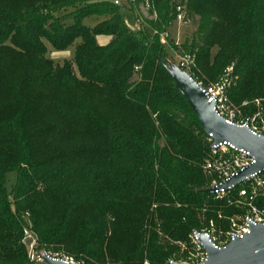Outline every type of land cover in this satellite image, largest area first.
Wrapping results in <instances>:
<instances>
[{
	"label": "trees",
	"instance_id": "1",
	"mask_svg": "<svg viewBox=\"0 0 264 264\" xmlns=\"http://www.w3.org/2000/svg\"><path fill=\"white\" fill-rule=\"evenodd\" d=\"M132 1L155 15L136 30L113 0H0V264H31L25 212L39 247L83 264H162L227 213L204 191L206 135L152 30L179 5L195 24L189 75L215 82L231 66L228 99L264 100V0ZM91 14L103 19L88 27ZM76 38L70 60L45 56Z\"/></svg>",
	"mask_w": 264,
	"mask_h": 264
},
{
	"label": "built area",
	"instance_id": "2",
	"mask_svg": "<svg viewBox=\"0 0 264 264\" xmlns=\"http://www.w3.org/2000/svg\"><path fill=\"white\" fill-rule=\"evenodd\" d=\"M113 2L118 4L117 0H113ZM140 7L148 10L149 4L145 1ZM175 11L173 21L182 22L184 14L182 8L177 5ZM152 33L158 35L160 43L167 45L168 35L165 30L156 31L153 29ZM191 61L192 56L185 53L175 65H179L180 69L189 75V63ZM230 73L231 66H227L218 81L212 84L211 87L205 88L198 81L196 83L201 87L207 101L212 103L215 113L222 116L227 123L246 125L252 132L264 136V132L258 131L249 124V117L240 118L236 110L229 106L227 88L232 81ZM205 139L208 145L212 142L210 135H206ZM251 163H253V157L248 151L235 148L229 142H218L207 147L206 155L201 163V171L207 182L206 188H214V191L210 193L212 198L221 202L223 208L228 211L223 213L219 210L216 212L214 220L210 219L206 225L197 230L191 229L187 234V241L182 242V247L187 251L189 250V255L180 260L168 259L165 264H172V262L199 264L203 262L206 255L197 240V233L204 234L214 247L219 248L234 237L247 232L249 224L264 223V167L248 174L235 185L221 187L224 181ZM52 255L74 262L70 257Z\"/></svg>",
	"mask_w": 264,
	"mask_h": 264
},
{
	"label": "water",
	"instance_id": "3",
	"mask_svg": "<svg viewBox=\"0 0 264 264\" xmlns=\"http://www.w3.org/2000/svg\"><path fill=\"white\" fill-rule=\"evenodd\" d=\"M183 14L182 22H186ZM165 66L174 83L175 88L183 95L188 106L197 118L205 135H210L212 142H229L235 148H242L252 155L253 163L246 166L221 184L225 188L235 185L248 174L264 167V136L252 132L246 125L227 123L222 116L213 110L211 102L203 95L201 87L179 65L166 60ZM211 193L214 188H205ZM197 240L205 252V260L199 264H264V223L249 224L248 231L234 237L222 247H214L208 238L201 233L196 234ZM35 264H78L62 257H55L48 253H38ZM172 264H182L172 262Z\"/></svg>",
	"mask_w": 264,
	"mask_h": 264
},
{
	"label": "rangeland",
	"instance_id": "4",
	"mask_svg": "<svg viewBox=\"0 0 264 264\" xmlns=\"http://www.w3.org/2000/svg\"><path fill=\"white\" fill-rule=\"evenodd\" d=\"M118 4L120 6L119 12L120 15L124 21V23L132 30H136L139 27V23L141 25L144 24V21L140 19H154L155 15L153 12H149L148 10H144L143 8L136 9L132 6L133 1L132 0H117ZM135 16H137L138 21L136 22ZM103 19V16L101 15H87L82 19V23L88 27H93L97 22ZM195 28L194 20L188 19L186 22H178V21H172L170 25H168L165 29L168 35V41L166 48V55L167 60L171 61L172 63H176L179 58H181L186 52L184 51V47L182 44L188 43L190 41L192 32ZM95 40L98 44H104L109 40L108 36L105 35H96ZM79 41V38H76L70 45H68L63 50H56L52 48L47 42H45V45L47 47V51L45 56L49 59H51L54 63H61L63 59H71V56L73 54L74 45L76 42ZM214 51V48L212 52ZM134 70H136L134 68ZM223 74V72H221ZM218 76L217 80L215 82H202L201 80H198L199 84H201L203 87H211L212 84L216 83L218 79L221 77V74ZM135 78V75L133 76ZM228 104L230 107H232L234 110H236V113L239 115L240 118L249 117L250 122L249 124L254 126L258 131L264 132V100L261 98H252L249 100H243L239 103V105H236L232 103L228 99ZM249 107L251 109L250 112H246L244 108ZM13 180V175L8 174L7 175V183H10ZM25 224L22 227V232L20 236V242L24 245L26 255L28 258V261L31 264H35L36 260L38 259V253H48L50 255L57 254L59 256H66L70 257L72 260L78 262L79 264H83L81 260H76L73 256L64 254L61 250H47L45 248L39 247L36 241L35 234L30 229V222L26 219V216H28V213L25 212ZM161 234V233H160ZM158 234V239H160L162 236ZM161 243V239L159 240ZM176 249L172 251L169 258L180 260L184 258V256L189 255L188 251L182 247V242L175 241L172 242ZM168 258V259H169ZM167 259V260H168ZM166 262V261H165ZM163 262L162 264H165ZM142 264H149L147 260H144Z\"/></svg>",
	"mask_w": 264,
	"mask_h": 264
}]
</instances>
